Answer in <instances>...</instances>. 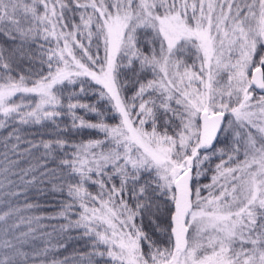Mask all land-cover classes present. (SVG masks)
Wrapping results in <instances>:
<instances>
[{"label": "rangeland", "instance_id": "rangeland-1", "mask_svg": "<svg viewBox=\"0 0 264 264\" xmlns=\"http://www.w3.org/2000/svg\"><path fill=\"white\" fill-rule=\"evenodd\" d=\"M46 1L50 10L43 8L45 14L54 13L57 6L64 9V15L59 14L64 16L65 47L68 44L77 53L82 45L96 49L93 24L79 33L77 15L64 8L63 0ZM106 1L92 0L108 17L99 25L105 33L106 55L98 64L90 52V61L101 71L94 78L99 90L120 110L113 108L115 114L107 118L93 113L95 104L87 91L91 78L35 83L31 91L23 90L29 95L11 100L19 90L11 87L25 85L7 73L0 84L11 87L0 88V121L10 120L14 109L22 119L46 120L56 115L64 120V114L73 110L66 109L67 101L73 98L68 96L75 93L86 99L80 106L89 113H82L93 120L85 129L99 134L112 130L118 135L128 133L129 159L118 166L115 152L101 150L97 156V150H92L74 159V169L82 176L64 175L65 170L56 173L48 189L53 170L44 168L39 174L46 177L47 192L43 194L50 215L43 209L36 226L47 225L43 221L52 219L54 232L34 227L40 207L26 202L20 205L28 199V192L20 202L0 209V232L15 228L35 238L34 231L41 230V237L47 238L45 256L50 257V264L56 263L52 256L58 251L51 247L58 237L59 227H54L66 222L71 223L68 227H75L76 239L89 230L86 227L93 229V223L104 227L96 228L101 236L92 237L95 244L81 249V263L96 262L88 258L97 253L101 255L97 263L103 264L113 260L119 264H264V92L251 85L256 69L261 68L264 75L262 42L251 19V14L264 6V0H128L124 6L118 0L111 4ZM4 2L0 0V6ZM247 2L251 6L243 14ZM37 3L44 5L39 0ZM54 28L60 30L58 24ZM66 65L62 73L69 72ZM70 82L76 86L81 82L80 92L78 87L74 91ZM74 99L82 100L78 96ZM204 112L222 113L225 121L215 146L201 153ZM116 126H123L122 131L112 129ZM96 145L98 149L105 147ZM58 159L66 162L67 156L57 154L54 160ZM188 170L192 173V210L186 224V249L177 251L172 237L175 183ZM33 179L28 177L26 184H32ZM84 183L91 189L86 195L91 206L86 208L94 210L87 218L79 215V205L66 196L65 190L70 186L68 190L73 189L71 193L76 196L73 186L85 190ZM108 183L119 185L121 193L114 194L117 191L113 192ZM63 187L64 200L53 195ZM57 205L62 208L56 209ZM10 210L15 213L12 217L6 213ZM11 240L10 245L21 238L13 235ZM79 242L85 246L84 240ZM3 245L0 240V264H21L11 250L13 246ZM110 255L114 259H104ZM26 256L23 253L24 259Z\"/></svg>", "mask_w": 264, "mask_h": 264}, {"label": "trees", "instance_id": "trees-1", "mask_svg": "<svg viewBox=\"0 0 264 264\" xmlns=\"http://www.w3.org/2000/svg\"><path fill=\"white\" fill-rule=\"evenodd\" d=\"M39 1L44 5L40 6L37 0H3L4 3L0 6V81L9 73L12 79H18L21 81V84L25 85L21 86L16 83V86L13 85L15 87H11V85L7 83L0 84V88L11 87L16 90L19 89L16 91L15 95L10 98L13 100L22 95H29L30 93L28 91H31V88H33L31 85L35 83L64 81V79L69 77L71 81L74 79L81 80L82 78H91L90 80L92 81L87 91L88 96L93 97L95 104L93 113L98 112V114H103L104 118H107L111 114H115L112 109L114 108L117 112L120 110L119 105L116 106L111 97L107 94V96H103L104 92L99 90L96 83L97 81H95L97 77L96 79L94 78L95 75L98 76L101 71H99V67L96 68L90 61L93 56L97 59L98 64H101L103 57L105 58L106 55L105 33L102 30L103 28H99V25L102 26L101 23L103 24V18L105 22V19L108 17L105 18L104 11H102L103 9L100 4L95 7L92 0H63L64 8H69L70 14L77 15V32L80 33V31H84V28L91 24L96 28L95 35L96 42L98 43L96 49L92 51L88 46L85 47V45H82L83 49L77 45V50H80V53H77L76 50L68 48V44L65 47L64 42L62 43L66 29L64 27V16L59 13L62 12L64 15V9L57 6V10L54 13L45 14L43 8L47 7L49 9V2L46 0ZM114 1L116 0H108L106 2L111 4ZM116 2H122V6H124L128 3V0H118ZM5 4H8V8H3ZM250 6L251 3L247 2L243 14L247 12ZM51 9L53 10V7ZM235 19H238V16ZM251 19H253L254 25L257 26V33L262 42L261 54L264 55V6L261 10L256 11L254 14L252 13ZM235 22H238V20ZM57 24L60 30L54 28V25ZM250 28H253V25H250ZM57 60L58 63H55ZM60 62H62V64ZM63 64L69 66V72L62 73ZM66 68L67 67H64V69ZM54 72H58V74L55 75ZM3 82L4 81L0 83ZM80 84L81 82L76 86L70 82L74 91H76L78 87L79 92L81 89ZM24 89L28 91H23ZM60 89L64 97V85H61ZM77 96L82 99L80 95L75 93L68 96L69 98H73L67 101L66 109L69 107V109L72 108L73 110L70 109L69 112L64 114V120L59 119L56 115L46 120L22 119V114L14 109V111H10L12 114L10 120L5 123L0 121V209H5L9 204L20 202L21 197L25 192H28V194H26V198L28 199L20 202V205L26 202L34 203L39 206L40 212H36L38 218H35L33 221L34 227L45 228V230H51L52 232H54V230H52V219L43 221L47 225L40 224L36 226V224L39 220V215L44 213L43 209H47V213L50 215L48 212L49 203L44 199L43 193L47 192V189L51 186L56 173L65 170L64 175L73 173L71 176L74 178L82 176L79 171L77 172L74 169V159L75 157L83 156L85 153L93 152L92 150H97V156H100L102 153L101 150L110 149L108 151L109 153L115 152L118 166H122L129 159L128 156H126L129 151V146L131 145V141L128 139V133L120 132L119 136L118 133L113 130L106 131L103 134H99L98 131L96 133L93 131L89 132L87 130L89 125L87 126V124L91 125L93 120L90 118V115L82 113V111L89 113L84 108L81 109L80 106L82 101H86V99L83 98L81 101H76L74 98H77ZM87 119H89V121L85 122ZM100 119L103 120L102 118ZM39 121L40 124L37 123ZM107 122L111 124V120H106V123ZM85 126H87L86 129ZM122 128L123 126H116L112 129L116 131L121 129L120 131H122ZM96 144H101L105 147L98 149L99 147ZM78 149L85 150L80 154H75ZM116 151H118L119 154H116ZM57 154H66L67 161L65 162L64 159L54 160ZM124 157L126 158L125 162H122ZM43 163L47 166L44 167ZM44 168L53 170V173L49 176L47 189L45 186L46 177H40L39 174L43 172ZM91 176L96 177L93 175ZM28 177L34 178L32 184H26ZM111 180V182H113L114 179ZM111 185L113 186V192L117 191L114 194L121 193L118 191L119 188L117 186L119 185L114 186L113 183L107 184L109 187H111ZM84 186L85 190H82L78 186H73V188L76 189L74 190L76 196H73L71 193L73 189L68 190L70 186L65 187V190L66 196L72 198L74 202H77V206H81L80 210L78 207L79 215H84L87 218V216H91L89 212L92 213L94 210L86 208V206H91L90 202H86V195L91 192V189H89L86 183H84ZM53 195L63 198L64 200V187L60 191L54 192ZM101 197H106V195L102 194ZM99 200L101 202V198H99ZM99 200L97 197L96 201L99 202ZM61 206L64 207V203H62ZM61 206L57 205L56 209L62 208ZM10 211L11 212H6L10 214L9 217L14 216L15 213H13L12 210ZM21 218L22 216L18 214L17 219L21 220ZM86 221L88 222L87 219ZM12 223V226H14L15 222L13 221ZM68 225H71V223L66 222L65 225L57 224L54 227H59L56 232L58 237L56 241L51 244L54 252L58 250L55 256H52V260L56 258L55 264H103L97 263L98 256L101 257V255L97 253L88 258L96 259V262L92 260L81 263V261L84 260L81 249L95 244L92 242L94 241L92 237L96 236L95 234L101 236L99 232H95L97 231L96 228H102L103 230L104 227H100L93 223L91 225L93 229L86 227V229L89 230L82 233L81 236L76 239L75 237L77 235L73 230L75 227L70 228ZM0 233V240L3 241V246L6 248L9 247V242L13 241L11 240L13 235L20 236L21 240H17V244L13 243L10 246H13L11 250L13 253L17 254V260H19L21 264H50V257L45 256V253L48 252L47 245H45L47 238L44 239V237H41V230L34 231L33 236L35 238L26 236L22 231L15 228H2ZM79 239L85 241V246L82 247ZM73 241L75 243L74 246L72 244ZM64 242L66 243L65 247L63 246ZM59 246L61 247L59 248ZM0 250H2V247H0ZM23 253L27 255L26 258L28 261H26V258L24 259ZM22 257L23 260H21ZM102 257L104 258V256ZM104 259L114 258L110 255L108 258ZM30 261H32V263H29ZM110 263L119 264L115 262V260L107 262V264Z\"/></svg>", "mask_w": 264, "mask_h": 264}, {"label": "water", "instance_id": "water-1", "mask_svg": "<svg viewBox=\"0 0 264 264\" xmlns=\"http://www.w3.org/2000/svg\"><path fill=\"white\" fill-rule=\"evenodd\" d=\"M252 87L259 92H264V75L261 68L253 73ZM225 116L222 113L209 115L207 112L201 115V135L199 149L208 151L214 147L224 126ZM192 173L190 170L179 176L175 183L176 201L175 212L172 216V237L175 250H185L188 234L187 219L192 210Z\"/></svg>", "mask_w": 264, "mask_h": 264}]
</instances>
